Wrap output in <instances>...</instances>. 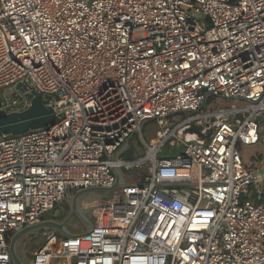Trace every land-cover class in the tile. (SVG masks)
I'll return each instance as SVG.
<instances>
[{"label":"built area","instance_id":"built-area-1","mask_svg":"<svg viewBox=\"0 0 264 264\" xmlns=\"http://www.w3.org/2000/svg\"><path fill=\"white\" fill-rule=\"evenodd\" d=\"M18 86L55 119L0 135V264L112 168L126 186L80 200L92 231L43 230L26 264H264V161L240 154L264 133V0H0V110L30 107ZM150 119L143 154L110 161Z\"/></svg>","mask_w":264,"mask_h":264},{"label":"water","instance_id":"water-1","mask_svg":"<svg viewBox=\"0 0 264 264\" xmlns=\"http://www.w3.org/2000/svg\"><path fill=\"white\" fill-rule=\"evenodd\" d=\"M17 89L22 93L26 90L25 87L20 86H18ZM24 96L30 102V107L27 110L14 113H5L3 110H0V135H21L30 130L45 128L53 125L55 119L53 109L51 107L44 106L41 97L36 93H24ZM148 121H154V119L144 121L140 125V129ZM193 130L198 131V128L193 127ZM129 140L130 139H127L118 151L109 157L110 161L117 160L121 153L127 148ZM112 173L115 177V182L112 187L80 189L73 194L70 202L56 206L53 210L46 213L41 218L39 223L26 226L16 232L9 240L8 245V251L12 264H26L22 260L17 250V246L20 240L31 234L45 229H53L64 236H71L69 231L66 229L65 224L73 216H75L77 221H79V223L85 228L86 233H90L93 229L91 221L87 218V214L90 209L81 208L80 200L90 195L100 196V193H110L118 187L126 186L121 169L112 168Z\"/></svg>","mask_w":264,"mask_h":264},{"label":"rangeland","instance_id":"rangeland-1","mask_svg":"<svg viewBox=\"0 0 264 264\" xmlns=\"http://www.w3.org/2000/svg\"><path fill=\"white\" fill-rule=\"evenodd\" d=\"M16 97L17 96L13 95L11 98H16ZM232 104H236V103H234L233 101H220L217 103V107L226 108V107H230ZM239 105H242V104H239ZM179 119L180 118H174L173 122H177ZM160 129L161 128L157 124L156 121L146 122L143 125L140 134L139 132L135 133L129 140L128 146L132 150L131 152L129 151L126 156L122 155V159L133 160L137 157H140L143 154V149H144L143 143L141 142L140 135L148 143L150 142L151 139L155 138L157 131H159ZM173 150L174 149L170 150L169 148H165L163 150V155H171L172 153H174ZM240 154L246 166L254 167L259 162L264 161V133L262 134L261 141L256 146H253V147L241 146ZM132 173H133L132 171L124 172L127 183L133 182V177H135V175H132ZM99 195L101 197H109V193H100ZM88 200L89 199L85 197V201H88ZM74 224L79 225V228L81 230L83 229L82 225L79 223V221H77V218L75 216H73L72 218L68 220L66 226L70 231H74L73 229ZM42 231L31 234L19 241L17 250L24 262H28L30 259H32L34 256V253L43 244L44 237L42 236Z\"/></svg>","mask_w":264,"mask_h":264},{"label":"bare ground","instance_id":"bare-ground-1","mask_svg":"<svg viewBox=\"0 0 264 264\" xmlns=\"http://www.w3.org/2000/svg\"><path fill=\"white\" fill-rule=\"evenodd\" d=\"M106 216H107L106 211H102L101 212V219H105ZM101 223L104 224V225H109V226H116V225H118L117 221H114V220L113 221H104V220H102Z\"/></svg>","mask_w":264,"mask_h":264}]
</instances>
